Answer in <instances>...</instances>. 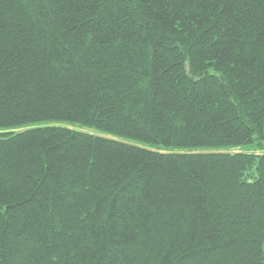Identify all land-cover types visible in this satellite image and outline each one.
<instances>
[{
  "label": "trees",
  "instance_id": "trees-1",
  "mask_svg": "<svg viewBox=\"0 0 264 264\" xmlns=\"http://www.w3.org/2000/svg\"><path fill=\"white\" fill-rule=\"evenodd\" d=\"M0 264H264V0H0Z\"/></svg>",
  "mask_w": 264,
  "mask_h": 264
},
{
  "label": "rangeland",
  "instance_id": "rangeland-1",
  "mask_svg": "<svg viewBox=\"0 0 264 264\" xmlns=\"http://www.w3.org/2000/svg\"><path fill=\"white\" fill-rule=\"evenodd\" d=\"M234 152H237V151H234ZM255 153H256V154H260V151H256Z\"/></svg>",
  "mask_w": 264,
  "mask_h": 264
}]
</instances>
